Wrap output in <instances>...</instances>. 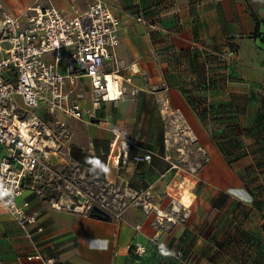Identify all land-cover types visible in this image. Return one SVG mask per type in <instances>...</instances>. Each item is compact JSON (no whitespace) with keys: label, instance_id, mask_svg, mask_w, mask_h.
<instances>
[{"label":"crops","instance_id":"0c3cea01","mask_svg":"<svg viewBox=\"0 0 264 264\" xmlns=\"http://www.w3.org/2000/svg\"><path fill=\"white\" fill-rule=\"evenodd\" d=\"M90 1L0 0V6L7 13L18 15L28 8L48 4L63 12L72 3L84 10ZM105 2L122 22L117 59L125 68L122 76H132L127 87L135 94L102 103L91 122L54 117L38 108L40 119L63 121L70 132L67 140L52 149L50 162L67 168L68 177L73 180L74 168L92 171L87 161L98 158L116 179L124 182L134 171L140 173V163L149 164L153 159L152 169L162 166L161 161L168 157L163 139L173 130L170 120L177 119L184 134L197 139V150H205L214 160L221 154L227 166L244 169L250 191L259 194V208L264 216V0ZM136 17L155 23L158 29L150 32L135 21ZM228 52L234 55L230 60L224 59ZM77 92L83 95L81 106L92 108L93 91L88 79L79 81ZM17 103L21 105L19 98ZM112 106L125 109L112 114ZM132 127L149 140L150 149L146 152L153 155L147 162L136 160L144 155L141 152L145 148L129 154L120 140ZM120 142L121 152L116 148ZM237 152L243 156H235ZM120 163L126 170L118 173ZM93 172L107 177L99 169ZM212 182L220 184L218 174L213 175ZM235 183V178L227 180L231 187L237 186ZM138 191L136 187L135 193ZM23 202L29 203V211L39 212L38 223L32 228L33 240L0 210V264H25V256L32 253L33 245L44 257L57 258L60 264H171L160 256H131V246L141 244L149 250L155 244L150 241L155 235L158 241L168 240L161 227L155 226L156 216L141 208L132 207L125 211L122 220L111 218L106 222L80 212L52 208L45 196L29 189L20 200Z\"/></svg>","mask_w":264,"mask_h":264},{"label":"built area","instance_id":"2783aa9c","mask_svg":"<svg viewBox=\"0 0 264 264\" xmlns=\"http://www.w3.org/2000/svg\"><path fill=\"white\" fill-rule=\"evenodd\" d=\"M135 19L150 32L158 29L155 23L143 17ZM121 28V20L105 0H91L84 10L72 3L69 10L63 12L48 4L28 8L18 15L7 13L0 6V189L6 190L0 198V210L11 217L30 241L39 212L29 211L28 202L20 203L28 189L40 197L45 196L57 210L88 215L90 207L86 204L92 201L99 205L97 208L107 209L105 200H100L99 196L94 198L91 192L75 194L70 184L75 178L65 176L62 174L65 168L50 162L52 149L67 140L70 132L63 121H44L36 110L42 107L54 117L91 122L95 121V111L102 103L134 95L127 87L133 78L122 76L125 68L117 59ZM233 56L228 52L224 59L230 60ZM81 79L90 82L92 108H83L79 102L83 98L77 92ZM206 81V84L210 82L208 78ZM120 147L121 142L116 147L121 152ZM152 155L147 153L136 160L147 162ZM52 181L66 183L65 188L73 196L52 195L55 190ZM44 184L48 193L39 186ZM145 196L149 197V193ZM125 207L126 202L109 215L122 220ZM142 207L147 212L149 204ZM159 213L156 211L155 226L163 227ZM150 241L156 244L158 236ZM130 250L136 256L147 252L146 246L141 244L131 246ZM174 257L180 260L181 256L177 253ZM25 264H60V261L44 257L33 245L32 253L25 256Z\"/></svg>","mask_w":264,"mask_h":264},{"label":"rangeland","instance_id":"374dc122","mask_svg":"<svg viewBox=\"0 0 264 264\" xmlns=\"http://www.w3.org/2000/svg\"><path fill=\"white\" fill-rule=\"evenodd\" d=\"M123 109L122 106H112L109 111L115 114ZM174 120H170L173 130L163 139L168 146L165 152L168 157L161 161L160 168L152 169L153 159L149 164L140 163V173L134 171L133 176L127 175L126 181L121 182L114 173L109 172L107 177L99 176L93 171H82L76 167L73 172L76 174L75 180L70 182L74 186V193L91 192L94 198L99 196L100 200H105L104 206L108 210L104 211L110 215L117 212L124 202L126 210L132 207L143 209L142 205L149 204L148 213L156 216V211L160 212L163 220V227H160L165 238H168L167 242L159 240L142 256L134 255L131 250L133 258L140 259L153 254L167 258L171 264H264V233L261 227L264 216L259 208L261 201L257 192L250 191V183H246L248 179L244 178V169L227 166L221 154L214 160L205 150H197V139L184 134L180 121ZM122 137L120 140L123 139L129 154L138 151L137 148H145L141 152L143 155L150 149L147 136H142L136 127H132ZM240 154L243 153L234 155ZM125 170V165L122 169L120 163L118 173ZM163 172L165 176H161ZM68 173L67 168L62 172L65 176ZM83 173L84 176L80 177L79 174ZM217 174L220 179L218 186L212 182L213 175ZM231 178H235L237 186L227 184ZM45 184L39 186L48 193ZM51 184L55 188L52 195L73 196L65 188L66 183L52 181ZM57 186L60 189H56ZM136 187L140 191L135 193ZM146 192L149 197L145 196ZM106 204L109 205L106 207ZM87 206L90 210L99 205L92 201ZM161 245L175 254L180 252L181 260L174 256H162L159 251Z\"/></svg>","mask_w":264,"mask_h":264},{"label":"clouds","instance_id":"9594fccd","mask_svg":"<svg viewBox=\"0 0 264 264\" xmlns=\"http://www.w3.org/2000/svg\"><path fill=\"white\" fill-rule=\"evenodd\" d=\"M92 165V171L99 169L100 173L108 174L110 169L107 165L103 164L98 158H92L87 161ZM6 194V190L0 189V198ZM160 254L165 257L175 256L173 251L168 250L164 245H161L159 248Z\"/></svg>","mask_w":264,"mask_h":264},{"label":"water","instance_id":"95a60500","mask_svg":"<svg viewBox=\"0 0 264 264\" xmlns=\"http://www.w3.org/2000/svg\"><path fill=\"white\" fill-rule=\"evenodd\" d=\"M88 216L92 219L106 221V222L111 220V216L109 214H107L106 212H104L103 210L97 207H93L92 209H90Z\"/></svg>","mask_w":264,"mask_h":264},{"label":"trees","instance_id":"16d2710c","mask_svg":"<svg viewBox=\"0 0 264 264\" xmlns=\"http://www.w3.org/2000/svg\"><path fill=\"white\" fill-rule=\"evenodd\" d=\"M255 33H258V24H257V26H256V30H255ZM261 42L263 43V45H264V36L261 38ZM251 198H252V196H251ZM256 206H257V203L255 204ZM258 208V207H257ZM262 231H263V233H264V223L262 224ZM149 250H151V249H149ZM149 250L147 249V252H149ZM179 254H181L180 252H178ZM153 255V254H152ZM181 256V255H180ZM180 260H181V257H180Z\"/></svg>","mask_w":264,"mask_h":264}]
</instances>
